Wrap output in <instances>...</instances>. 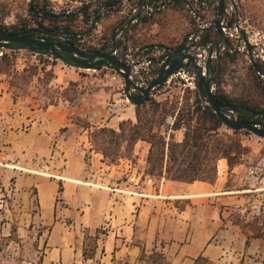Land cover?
Segmentation results:
<instances>
[{"label":"rangeland","instance_id":"374dc122","mask_svg":"<svg viewBox=\"0 0 264 264\" xmlns=\"http://www.w3.org/2000/svg\"><path fill=\"white\" fill-rule=\"evenodd\" d=\"M105 1L107 0H0V25L9 28L13 26L32 28L39 27L38 22H42L43 25L50 26L49 21L42 19L41 13L35 14L33 10L45 9L52 13H66V17L71 20L59 21V27L63 28L67 25L69 31L78 33L76 35L79 36L80 46L99 47L107 40L108 24L121 16L126 18L132 13L133 8L137 7L131 0H120L116 4H105ZM181 3L180 8L174 9L172 0H169L166 4L168 7L155 18L159 24L150 23L139 27L140 29L135 31L130 39L121 37L120 52L124 55L133 54L147 47L142 55L155 58L161 53L159 45L173 46L184 40L190 30L191 16L195 19L199 17L198 22L196 20L197 24L212 23L214 15L212 5L202 7L197 5L195 0H182ZM185 3H188L191 10ZM248 3L256 17L251 24L246 25L245 30L250 43L256 48L255 54H262L264 53V0H248ZM107 5L111 6L105 8ZM85 7L91 15L88 23L82 21ZM231 11L229 9V13ZM97 14H100V17L91 27V21ZM239 25L242 27L241 24ZM59 31L64 32L62 29ZM236 36V30L232 36H229L234 43V52ZM13 59L14 63L17 60L21 61L23 67L17 69L11 65L8 72H0V95H4L8 100H18V104L26 108L34 104L41 107L48 106L47 103L56 105L63 96L77 97L83 92L92 93L94 91L87 89L90 82L96 85L95 90L102 86L117 89V85L110 79L111 71L105 68L78 69L26 50L13 52ZM255 59L258 64V61H263L259 57ZM154 62L155 60L152 61L153 67ZM212 63H215L214 58ZM250 66L252 65L246 48L242 44L234 59L225 60L224 71L219 78L220 87L228 93L237 92L238 86L248 80L251 73ZM218 77L219 73L215 82ZM119 92L120 96L124 97V93L121 90ZM189 96L188 91L166 87L164 84L150 92V97L155 101L160 103L173 101L177 107H180ZM8 116H12L9 111H0V264H126L129 262L128 256L132 254L134 243L138 242H141L148 252L153 247L163 251L158 249L156 244L146 246L139 239L138 229L135 230L132 238L129 236L131 224L135 225L137 209L146 202L142 201L145 198L133 193L136 190L141 191L144 187L135 188L127 182L124 174L125 163L143 170L147 155L142 153L145 144L136 146L135 143L129 157H121L114 161L113 164H121V166L114 168L110 182L105 183L101 179L100 187L87 185L85 181L77 182L81 188L76 195L69 184L76 181L52 178L54 181L50 182L51 178L46 174L32 171L37 170L35 163L38 158L28 152L24 155L26 139L22 136L23 127L16 129H21L19 137H10L9 130L13 129V126L11 127L13 122ZM173 119L174 116L168 115L158 127V131L165 134L166 139L168 126ZM131 121L134 123L136 118ZM102 126L111 127L107 125L99 127ZM90 131L92 129L88 130V140ZM239 136L242 144L249 148V153L244 159H249V166L254 171L250 174L249 168L247 169L248 178L259 188L264 185L263 182L262 184L259 182L261 172H264V138L251 132L241 133ZM10 138L15 144L12 149L8 147L12 144ZM149 147L148 143V149ZM121 160L127 161L122 164ZM58 181L62 185L63 182L66 184L61 200L55 201ZM230 183H232L231 178ZM33 187H36L38 192L40 215L31 214L36 208L31 198ZM89 192L93 193V197ZM142 192L147 191L142 189ZM251 194L244 206L234 209V211L240 210L248 219L264 211L261 206L262 203L264 206V189L256 190ZM176 204L180 205L178 202ZM9 235L11 238H7ZM94 240L97 243L96 248L92 246ZM84 246L88 253L94 250L93 259H83ZM166 256L168 257L167 254Z\"/></svg>","mask_w":264,"mask_h":264},{"label":"crops","instance_id":"0c3cea01","mask_svg":"<svg viewBox=\"0 0 264 264\" xmlns=\"http://www.w3.org/2000/svg\"><path fill=\"white\" fill-rule=\"evenodd\" d=\"M110 99L122 100L118 89L107 86L92 93H80L71 101L61 100L56 105L44 107L34 104L26 108L20 106L18 100H8L0 95V111L12 114L8 116L13 122V129L9 130L10 137H19L21 129H16L24 128L21 131L26 139L24 155L28 152L37 156L38 161L48 168L46 175L51 178L50 182L54 181L52 178L76 181L69 184L77 195L81 188L77 182L85 181L87 185L100 187V180L110 182L114 168L121 166L108 164L101 153L90 148L88 127L84 126L116 127L122 120H134L132 105L110 112L107 108ZM171 124L167 135L172 132L174 138L180 141L183 129L172 130ZM10 140L12 144L8 147L12 149L15 144L13 139ZM140 144H145L142 153L146 155L148 143L136 142V146ZM52 153L58 157L50 160ZM125 161L121 160V163ZM249 165V159L245 158L230 172L226 159H219L217 178L212 184L199 180L186 183L164 178L159 195L152 197L155 199L142 200L146 203L137 209L135 225L132 223L130 226V238L138 229L139 239L146 246L156 244L158 249H163L170 264H192L199 254L216 264H264V239L252 238L246 245L245 234L230 220V213L244 206L251 193L258 190L248 178ZM229 177L232 183L229 180V186H226ZM65 184L63 182V191ZM142 189L150 191V186L146 185ZM89 195L93 197L92 192ZM138 254L139 248L134 245L132 254L128 256L129 262L135 264Z\"/></svg>","mask_w":264,"mask_h":264},{"label":"trees","instance_id":"16d2710c","mask_svg":"<svg viewBox=\"0 0 264 264\" xmlns=\"http://www.w3.org/2000/svg\"><path fill=\"white\" fill-rule=\"evenodd\" d=\"M133 4L138 5L140 0H131ZM184 1V0H183ZM206 2L207 6H213V19L217 16V5L215 0H198ZM116 0H107L105 4L115 3ZM182 0H172V8H180L182 6ZM236 11H231L227 16V23H238L242 25L243 29H246V25L251 24L256 15L253 13L249 6L248 0H235ZM189 8L188 3H185ZM117 7V6H116ZM152 13L150 16L141 15L137 22L133 24L124 34L122 39H130L135 31H138L143 25L157 23L156 16L163 13L167 8ZM113 9V8H112ZM189 10H191L189 8ZM42 15L43 20L50 22V26H45L42 22H38L39 27L47 28L51 30L62 29L64 33H74L69 31L70 28L66 25L60 28L59 21H69L70 18L66 16H60L58 18L48 15ZM201 16V14H200ZM91 15L87 12V7L84 8L82 21L88 23ZM125 16H121L119 19L109 23L106 27L107 40L99 47H82L79 44L78 37L74 33L71 34L70 40L78 47L90 51H96L103 49L116 29V27L124 21ZM245 21V23H243ZM197 27L196 19L191 16L190 30L185 35L184 40L176 43L173 46H160L161 53L155 58L154 67L152 69L153 79L159 72L161 65L158 64V60L162 59L169 51L177 49L186 40L187 36L192 34ZM9 32H18L25 30V27H4ZM122 39L117 42L116 53L118 57L124 61V54L120 52L122 47ZM215 40V31L208 30L202 32L199 36L198 43L208 44L213 43ZM229 48L223 50L220 57V70L219 77L215 82L214 93L217 99L222 103L236 104L242 107H246L252 110H264V84L261 83L259 76L253 71L250 66L251 73L248 76L247 81H243L237 88V92L228 93L220 87L219 78L224 71V62L226 59H234L237 55V51H233V40L228 37ZM259 64L264 67V61H258ZM14 65L13 52L10 54H3L0 56V72L6 73L9 67ZM215 63L213 64V66ZM190 96L185 98L184 103L177 107L175 102L169 103L168 101L160 103L155 101L152 97L141 105L134 107L136 121L133 123L130 119L122 120L118 123L117 127L106 126H93L88 127V130L92 129L89 133L90 148L103 155L108 164H113L116 159L121 157H129L133 151L134 145L137 141L143 140L150 144L146 155V166L143 172L154 176L156 178L164 177L165 179L191 183L199 180L207 183H214L217 178V162L221 158H225L228 170L231 172L235 165H238L244 161V156L249 153V148L242 144L240 134L249 133L247 130H231L224 127L221 120L217 117L214 111L207 105L202 103L199 97L198 90H189ZM134 95H139V92L134 91ZM191 97V101L190 100ZM76 97L63 96L62 100H73ZM52 101V100H51ZM169 104V105H168ZM46 105H50L47 103ZM51 105H53L51 103ZM168 115L174 116L171 129L179 130L183 129L182 139L180 141L174 138V134L169 133L166 139L165 134L158 131V127L163 124ZM238 119H248L255 123L260 122V119L251 118L244 115H237ZM156 127V128H155ZM264 127V125L262 126ZM166 131V130H165ZM229 180L226 186H229ZM57 195L55 201H59L62 198L63 186L60 181L57 184ZM31 198L35 205V210L32 211V215H40V205L38 192L36 187L32 188ZM230 220L234 225H237L246 236V245L252 238L264 239V211L260 215H255L251 219H248L240 210L230 213ZM7 238H11L10 235ZM139 248V254L137 260L140 264H170L169 258L162 250H157L153 247L149 252L145 249L141 242L134 243ZM93 247H97L96 240L93 242ZM94 250L91 253L86 251V247L82 249V256L84 260L94 258ZM126 264H130L126 262ZM192 264H216L210 261L207 257L199 254L192 261Z\"/></svg>","mask_w":264,"mask_h":264},{"label":"water","instance_id":"95a60500","mask_svg":"<svg viewBox=\"0 0 264 264\" xmlns=\"http://www.w3.org/2000/svg\"><path fill=\"white\" fill-rule=\"evenodd\" d=\"M146 0H140L135 10L130 13L115 29L110 42L100 50L90 51L78 47L70 40L71 34L59 30H51L41 27H32L18 32H9L0 28V50H26L31 53L44 55L52 60H59L64 64L78 69L101 70L108 68L116 72L124 81L123 92L129 103L137 106L149 100L150 92L163 84L166 79L179 68H192L196 76V85L202 103L210 107L222 124L231 130H247L260 138H264V110H252L236 104L220 102L214 93L215 79L220 68V57L223 50L229 48L228 33L237 31L235 51L243 44L247 51L248 59L254 72L264 84V67L260 66L254 55V47L248 39L245 29L237 22L227 23L229 9L236 11L234 0H216L217 16L212 23L198 26L189 38L177 49L169 51L164 58L160 59L161 67L158 74L145 85H140L135 78L131 77V65L123 62L117 55V42L123 34L135 23L142 13ZM120 0H116L119 3ZM107 5L105 8H107ZM35 14L41 13L58 18L67 16L66 13H52L47 10H33ZM97 14L91 21V27L98 20ZM214 30L215 40L213 43L200 44L195 40L202 32ZM79 38V36H77ZM198 56L203 58L200 65ZM212 58L215 60L213 66ZM134 91L139 95H134ZM244 115L260 119L255 123L248 119H238L237 115Z\"/></svg>","mask_w":264,"mask_h":264},{"label":"built area","instance_id":"2783aa9c","mask_svg":"<svg viewBox=\"0 0 264 264\" xmlns=\"http://www.w3.org/2000/svg\"><path fill=\"white\" fill-rule=\"evenodd\" d=\"M168 2H169V0H166V1L165 0L164 1L163 0H146L144 6L142 8V14L141 15L149 16L156 11L164 9ZM195 2L199 6H202V7L206 6V3L204 1L195 0ZM134 10H135V8H133L132 12ZM198 19H199V17L196 18L197 22H198ZM137 20L135 22H137ZM204 25H206V24L198 23L197 27L198 26H204ZM232 35H233L232 33H228V37L232 36ZM190 36L191 35H189V37ZM195 41L198 42V39H196ZM255 49L256 48L254 47L253 54L255 55V57H259L261 60L264 61V53L255 54ZM146 50H147V47H144V48L138 50L136 53H133V54L128 53V54L124 55V61L123 62L129 63L131 65V77L135 78L136 81L140 85H145L152 78L151 77L152 76V69H153L152 61L154 60V58L149 57L146 54L142 55L143 51H146ZM261 51H263V50H261ZM11 52L15 53L17 51L8 50V49H1L0 50V56H2L3 54L8 55ZM34 54H36V53H34ZM197 62L200 65H203V58L198 56ZM161 63H162L161 61L158 62L159 65H161ZM14 64H15V67L17 69L23 67V63L19 60L15 61ZM105 69L111 71V75H110L111 81H113V83H115L117 85L116 88L118 90H121L123 92V88H124L123 79L113 70L108 69V68H105ZM163 84L166 87L177 88L181 91H184L185 89H189V90H196L197 89L195 72L191 67L190 68H179V69H177L176 71H174L172 74L169 75V77L166 79V81ZM95 87H96V85L93 82H90L88 84L87 89H88V91H94ZM154 89H156V88H154ZM121 98H122L121 101H115V100L111 99L107 103V108L110 110V112H115L117 109H121L125 105L129 104L128 99L126 98L125 95H124V97H121ZM57 157L58 156H56L55 154L52 153L50 155V160L56 159ZM126 165L127 166L124 169V174H125L127 182L129 184H131L135 188L145 187L146 185L150 186V191L142 192V191L136 190L133 193H135L138 196L143 197L147 200L152 198V197H157L159 195V190L161 187V181H163L164 177L156 178L154 176H151L149 174L144 173L143 170H138L135 167V165H131L130 163H127ZM35 166L37 167V170H32V171H34L36 173L44 174V175L48 174V172H47L48 168H46V166H44L41 161H37L35 163ZM249 173L253 174L254 173L253 169L249 168ZM259 181L263 182V184H264V172H261V176L259 178ZM256 189H258V190L264 189V185H262L259 188H255V190ZM261 206H262V208H264L263 203L261 204ZM254 207H256V206H254Z\"/></svg>","mask_w":264,"mask_h":264}]
</instances>
